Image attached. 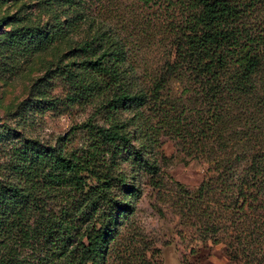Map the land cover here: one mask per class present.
<instances>
[{"label": "rangeland", "instance_id": "obj_1", "mask_svg": "<svg viewBox=\"0 0 264 264\" xmlns=\"http://www.w3.org/2000/svg\"><path fill=\"white\" fill-rule=\"evenodd\" d=\"M230 1L239 42L259 57L264 115V0ZM190 13L180 0H0V264H241L222 198L195 210L189 197L210 174L190 141L202 103L166 75ZM114 48L144 104L107 105L112 69L96 63H113ZM116 121L129 139L103 141L97 126ZM58 151L88 166L79 184L53 175Z\"/></svg>", "mask_w": 264, "mask_h": 264}, {"label": "trees", "instance_id": "obj_2", "mask_svg": "<svg viewBox=\"0 0 264 264\" xmlns=\"http://www.w3.org/2000/svg\"><path fill=\"white\" fill-rule=\"evenodd\" d=\"M180 1L191 11L192 18L183 38L176 42L175 56L166 77L175 73L181 79L186 78L185 88L202 103V110L197 111L195 130L190 135L195 137L190 141L192 147L207 155L210 171L189 196L191 206L197 210L203 202L208 204L222 198L224 209L218 217L223 220V232L237 241V244L233 240L228 242L231 258L241 264H264V125L261 124L264 115L262 100L258 96L254 99L257 89L253 82L259 57L245 48V43L239 42L236 12L230 0ZM118 52L116 48L110 50L114 61L109 66L96 63L101 70L112 69L114 97L107 105L113 108L117 102L142 105L147 100V92L141 88L131 92L127 88L123 82L124 72L118 64L123 59L116 57ZM165 81V78L159 79L153 91L157 93ZM158 109H161L160 104ZM233 124L235 131H232ZM121 126L120 121L108 127L97 126V133L111 144L117 140L127 141V131L121 130ZM171 126L181 130L179 117ZM227 129L231 130L228 136L223 135ZM30 148L34 156L44 160L46 151ZM38 151L41 154H37ZM49 154L59 170V174L53 175L59 178L63 174L65 181L70 178L75 185L80 183V171L89 169L83 162L60 151ZM211 211H208L209 217ZM212 225L213 221L210 227ZM87 236L86 251L93 253L96 259L99 236Z\"/></svg>", "mask_w": 264, "mask_h": 264}]
</instances>
